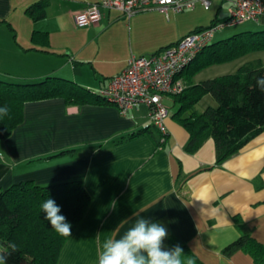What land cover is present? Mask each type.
I'll list each match as a JSON object with an SVG mask.
<instances>
[{"label": "crops", "instance_id": "crops-1", "mask_svg": "<svg viewBox=\"0 0 264 264\" xmlns=\"http://www.w3.org/2000/svg\"><path fill=\"white\" fill-rule=\"evenodd\" d=\"M37 1L0 0V77L34 81L54 75L93 91L122 71L131 55H150L220 20L222 13L227 18L233 2L210 0L205 8L197 1L193 9L168 14L149 9L133 14L128 23L119 20L125 17L118 11L103 10L98 23L77 27L75 12L96 0H46L45 16L32 20L26 8ZM250 21L248 29H264V0L262 14ZM115 28L124 41L133 30L161 34V41L115 59L106 52L107 36ZM33 30L48 33L47 50L33 44ZM222 64L200 70L191 82H200L204 70ZM165 100L178 109L172 97ZM202 100L216 106L211 94L195 105ZM167 107V132L162 134L144 130L151 125L146 105L122 113L105 101L68 104L50 98L24 103L22 122L0 140V190L28 179L40 185L78 179L90 195L56 264H98L102 244L119 239L141 217L166 228V249L172 248L170 237L186 245L190 252L183 250L184 264H264V258L256 262L244 250L223 253L242 234L264 245V131L217 164L213 138L188 151L189 133L178 121L177 109L170 113ZM65 149L74 151L61 154Z\"/></svg>", "mask_w": 264, "mask_h": 264}, {"label": "trees", "instance_id": "trees-1", "mask_svg": "<svg viewBox=\"0 0 264 264\" xmlns=\"http://www.w3.org/2000/svg\"><path fill=\"white\" fill-rule=\"evenodd\" d=\"M46 5V0H39L28 6L26 13L32 20H38L45 16ZM216 21L212 20L208 26ZM31 40L35 46L47 50V32L33 30ZM258 50H264V29L242 30L206 45L179 73L186 80L183 79L186 88L172 98L178 103V121L189 133L188 151H195L211 137L215 142L216 163L219 164L264 131V91L257 85V80L264 77V65L260 59L246 62L232 73L206 78L195 84L191 82L197 72L210 65L229 62ZM205 94L213 96L216 106L195 111V104ZM50 98H62L68 104L105 101L96 90L60 76L48 75L34 81L0 77V107L7 105L10 109L7 116H0V140L9 137L22 122L25 102ZM151 128L157 130L152 125L144 130ZM73 151L65 149L60 153ZM48 198L55 200L61 208L60 214L71 224L72 233L90 202V195L80 180L40 185L28 179L0 190V253L7 252L4 253L6 264H56L68 237L60 236L44 219L41 205ZM12 243L16 245L15 251L9 248ZM177 244L190 252L179 239L170 237L171 247ZM238 250L248 252L256 262L264 258V245L249 234H242L226 245L223 253L230 255Z\"/></svg>", "mask_w": 264, "mask_h": 264}, {"label": "built area", "instance_id": "built-area-1", "mask_svg": "<svg viewBox=\"0 0 264 264\" xmlns=\"http://www.w3.org/2000/svg\"><path fill=\"white\" fill-rule=\"evenodd\" d=\"M197 1L205 8L211 3L210 0H96L75 12L74 23L77 27L98 23L103 10H116L125 18L149 9H158L166 14L169 10L181 12L193 9ZM262 12L263 0H233L224 21H216L208 27L189 32L175 43L150 55H131L125 68L111 76L107 84L96 92L106 102L116 105L122 113H128L138 105L148 106L151 125L165 134L168 107L164 99L186 88L179 73L202 48L213 41L218 30L257 20Z\"/></svg>", "mask_w": 264, "mask_h": 264}, {"label": "clouds", "instance_id": "clouds-1", "mask_svg": "<svg viewBox=\"0 0 264 264\" xmlns=\"http://www.w3.org/2000/svg\"><path fill=\"white\" fill-rule=\"evenodd\" d=\"M257 85L264 91V77L257 80ZM10 109L0 107V116H7ZM44 219L63 237L71 236V224L61 215V208L55 200L48 198L41 205ZM167 237L166 228L141 217L119 239H107L98 252V264H184L183 249L177 244L171 249L164 247ZM16 250L14 243L9 245ZM7 253V252H4ZM0 253V264H6V255ZM188 264H192L189 260Z\"/></svg>", "mask_w": 264, "mask_h": 264}, {"label": "rangeland", "instance_id": "rangeland-1", "mask_svg": "<svg viewBox=\"0 0 264 264\" xmlns=\"http://www.w3.org/2000/svg\"><path fill=\"white\" fill-rule=\"evenodd\" d=\"M212 9L209 11V14L213 15ZM198 10L201 13H207V11H205L204 9L197 7L196 11H198ZM223 12H225V11H223ZM111 14H118V12L116 10H111ZM228 15L229 14H227V16ZM49 19H50V17H49ZM50 20H53V18H51ZM119 20L124 21L125 23H128V18H125V19L119 18ZM224 20H225V17L222 13V15H220V20H218V21H224ZM249 23H251V21H247V22L244 21V22L237 23V24H234L231 26H226V27L218 30L215 33L213 41L217 40V39H222V38L231 36L232 34L237 33L239 31H242V30H247L249 28V27H247V25ZM208 25H206V26H208ZM165 29H169V28L166 27ZM170 29L174 30V26L171 27ZM113 31H114L113 34L107 36L108 46H107L106 52L109 53L110 57L115 58V59H119V58L123 57V55H125L126 53L128 55V54H131L132 52H137V51L140 52V50L143 48H146V49L149 48L150 49L151 46H154L157 44V42L161 41V39H160L161 34L154 37L153 35L146 34V33L136 34L134 30H133L131 39L129 38V39H127V41H124V38L122 36L120 28H115ZM134 50H136V51H134ZM109 56H107V57H109ZM257 56L259 58H261L260 60L262 61L263 65H264V50H258V51H254V52L248 53L246 55H243L242 57L235 59L232 62H228V63H224L222 65H215L213 67H210V68L204 70V72H202V74H200L199 77L201 79H206V78H212V77H215V76H218L221 74L232 73L236 70V68L239 64H244L245 61L256 60L254 58ZM214 67H217V68H214ZM28 81H30V80H28ZM209 97H211V96H209ZM165 103L167 104V106H169L170 113L177 109V106L172 105L169 100H165ZM206 104H208L207 101L202 100V102H200V104L195 105L193 109L197 112H201L203 109H205L207 107Z\"/></svg>", "mask_w": 264, "mask_h": 264}]
</instances>
